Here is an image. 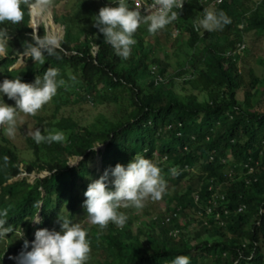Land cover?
I'll use <instances>...</instances> for the list:
<instances>
[{"label": "trees", "instance_id": "1", "mask_svg": "<svg viewBox=\"0 0 264 264\" xmlns=\"http://www.w3.org/2000/svg\"><path fill=\"white\" fill-rule=\"evenodd\" d=\"M254 6L255 11L249 0H222L216 11L225 12L232 20L217 31L224 33L222 42L217 39V32L200 34L194 29L198 3L192 1L181 14L179 33L187 37L193 51L188 63L190 75L184 80L190 93L178 91L169 80L156 83L155 78L147 77V54L134 51L128 61L115 55L93 27L92 19L104 7L95 0H81L75 13L67 12L54 19L65 32L59 59L48 57L44 65L34 63L27 69L10 70L33 31L27 11L19 24H0V30L10 36L6 55L0 57V81L21 76L22 82L33 83L47 68L55 67L60 71L58 78L65 81L58 91L66 93L67 101L72 95L66 87L74 83L84 93L83 102L118 104L126 110L115 124L104 119L89 124L63 117L48 125L49 129L66 133V141L29 143L33 159L27 163L2 139L0 209L8 210V223L19 226L29 242L34 240L38 228L51 229L55 222L59 228L58 215L80 224L87 217L82 203L88 184L105 169L117 163L127 165L135 154H141L158 162L166 190L170 184L176 189L189 176L188 170L199 167L201 189L191 197L173 196L170 214L178 213L182 218L191 210L202 222L192 240L187 226L182 227L179 221L166 223V215L147 222L150 232L134 233L132 218L123 228L111 224L103 229L90 228L87 264H170L178 255L190 257V264H264V110L255 111L259 97L264 96V81L260 82L250 71L245 84L237 56H227L246 36L264 37V0ZM39 34H46L45 30L41 28ZM134 38L138 47L143 45L138 34ZM93 48H97L95 56ZM73 75L76 81L70 79ZM158 76L162 77L163 71ZM240 91H244L242 103L237 100ZM97 143L104 147L99 153L88 149ZM97 154L102 162L100 169L96 165ZM77 156H82V160L67 166ZM173 167L178 175L170 172ZM22 174L26 177L20 178ZM30 176L34 177L33 183L28 181ZM224 183L230 184L223 186ZM166 193L165 200L170 196ZM214 195L224 196L223 205L217 208L222 227L204 215L207 201ZM195 196L199 198L198 205ZM36 201L42 202L40 224L28 220ZM198 211L203 218L197 216ZM174 230L179 232L178 239L171 234ZM14 235L8 234L4 245L6 261L23 250V240Z\"/></svg>", "mask_w": 264, "mask_h": 264}, {"label": "clouds", "instance_id": "2", "mask_svg": "<svg viewBox=\"0 0 264 264\" xmlns=\"http://www.w3.org/2000/svg\"><path fill=\"white\" fill-rule=\"evenodd\" d=\"M192 1L107 0V4L104 7L101 5L98 14L92 19L93 27L98 30L99 34H102L103 42L111 46L115 55L126 60L132 51L139 52L144 47L147 31L152 35L163 33L167 37L180 35L181 14L189 8ZM198 1L196 10L198 14L194 22L196 31L201 29L209 32L219 31L232 23L231 18L225 12L216 11L222 4V0ZM46 4L47 0H0V24L5 22L13 25L19 24L25 17V11L30 15L31 22V15L35 14L38 7H44ZM60 4H63V1ZM53 23L57 26L60 25L55 21ZM62 28L64 30L63 26ZM242 28L243 25L239 26L240 30ZM32 29L29 41L26 42L18 59L19 62L31 59L35 64L44 65L48 57L59 59L58 50H61V37L51 33L40 35L38 26H33ZM43 29L45 28L43 27ZM134 34L141 37L142 46L138 47V41L134 38ZM9 38L6 30H0V52L4 50L3 45ZM96 51L97 48H93V56ZM149 73L151 78L156 79V83L164 82L162 77L158 76L159 72L155 66L150 68ZM58 77H60L59 69L49 67L43 76H37L33 83L22 82L21 76L12 79L5 78L0 81V129L7 135L4 136L0 133V145H2L1 140L5 139L11 147L8 136L13 137L16 133L18 112L34 116L57 95L58 88L65 84V81ZM70 79L76 81V76L73 75ZM5 96L8 100L14 101V106L5 102ZM38 127L42 128L43 126L39 125ZM46 128L48 130L37 128L29 133L36 144L63 143L65 141L66 137L63 131L49 129L48 126ZM102 144L97 143L88 149L96 151ZM11 149L16 151L13 147ZM99 151L96 152L99 153ZM98 158V164H100V157ZM80 160H82V156H77L75 162L67 166H75ZM4 161L7 163V157L4 158ZM170 172L173 175L179 174L175 167L171 168ZM161 173L162 169L157 161L141 154H135L127 165L117 163L114 167L105 169L98 179L92 180L88 184L87 190L84 192L86 199L83 201L82 207L86 210L87 217L83 218L80 224L74 223L69 217L58 215L57 222L60 230L58 227H54L52 230L38 228L34 233V240L31 242L25 238V233L19 226L16 228L8 223V210L0 209V241H6L10 233H15L17 239L23 240V250L19 255L10 256L6 261V257H4L6 250L0 259V264L2 261L3 264H87L91 251L87 230L94 229V227L103 229L108 224L123 228L128 216L121 209L140 210L145 207L146 201L160 200L167 194L166 181ZM41 205L40 201L34 203V212L28 218L30 222L34 224L43 222L39 216ZM173 214L166 215L165 220L169 216L172 217ZM130 218L133 219V216ZM156 219L157 217H153L151 221L155 222ZM86 221L91 224L89 228L84 226ZM142 221V217H139L138 225ZM177 221L181 222L179 215L177 220H171L172 223ZM174 232L176 230L171 233L172 236ZM29 247L30 250H28ZM170 264H190V257L178 255L170 261Z\"/></svg>", "mask_w": 264, "mask_h": 264}, {"label": "rangeland", "instance_id": "3", "mask_svg": "<svg viewBox=\"0 0 264 264\" xmlns=\"http://www.w3.org/2000/svg\"><path fill=\"white\" fill-rule=\"evenodd\" d=\"M63 1V5L60 6L61 2ZM195 3L199 2L198 0H193ZM242 1V0H241ZM260 0H249L250 6L253 8V11H255V6ZM81 0H47L46 6L43 7V10L39 12V17L41 19H45L47 16H50L51 22H54V18H60L63 14L66 15L67 12L72 15L76 12V6L79 4ZM95 3L99 6L103 5L105 6L107 4V0H95ZM115 6V5H110ZM38 7L36 10H39ZM74 10V11H73ZM32 16V15H31ZM41 20L36 18L34 16L33 22H30V28L32 29L33 26H38L39 22ZM55 25V24H54ZM57 26V25H55ZM45 28V33H51L53 32L51 30H48V24L41 22L38 27V33L41 28ZM58 33L56 35H59L61 37V40L64 36V30L62 26H57ZM33 30V29H32ZM200 34L203 32H209L204 31L201 29ZM213 33H216L217 31H211ZM146 43L144 47L139 51L142 54H147L148 61H147V77L151 78V75L149 73L150 68L155 66L159 71H163V80H169L171 83H175L176 89L178 91H181L182 93L187 92L190 93V87L186 86L184 84V80L188 78L187 74L189 73V59L191 55L193 54L192 48L188 45V39L185 35H177L176 37H167V35H164L163 33H157L155 35H152L150 33H146ZM217 39L222 42L225 40L224 33L217 32ZM216 39V40H217ZM7 43V42H6ZM6 43L3 45V51L0 52V57L4 58L6 55L5 49L7 48ZM245 46L244 51L241 53H237L236 62L239 65L240 70L242 71L243 75L246 78L245 84H247L248 76L247 74L250 71H253L255 73V76L257 79L262 82L264 81V37L257 38L253 35H248L244 38V42L241 43ZM237 46V45H236ZM133 47V46H132ZM133 52H131V55L128 59H122V61H128L130 58L133 57ZM94 55V53H92ZM235 59V58H234ZM261 60L263 62L262 64L258 61ZM29 63V64H28ZM15 62V64L11 67L10 70H19L20 68L27 69L30 65L34 64V61L31 62ZM1 80V78H0ZM184 84V85H183ZM183 90V91H182ZM67 93L72 95V98H70L68 101V96L66 93H61L57 90V95L53 97L51 102L43 106L36 115H29L25 114L23 112H18L17 114V130L13 137H9V142L11 144V147L16 149V153L19 156L20 160L27 163L33 159L32 154L33 152L28 147L29 143H34L29 133L31 131H34L37 128L40 129H46V126L55 123L56 121H59L63 117L72 118L81 120L84 122H87L89 124L95 123L98 119H104L110 123H117L119 122L123 116L125 115L126 110L119 106L118 104H107V103H99V102H83L82 96H84V93L79 89L78 85H75L74 83H71L67 85L66 87ZM263 97H259V103L255 105V111L261 112L264 110V104H263ZM237 100L242 103L244 101V91H240L237 93ZM5 102L9 105L14 106V101H10L5 96ZM59 109L58 112H56V109ZM55 113H58L54 116ZM42 119L43 122H41L39 119ZM39 125H42L43 127H38ZM56 131V130H53ZM0 133L4 136H7L6 133L0 129ZM65 134V137L67 139V134ZM65 139V141H66ZM104 147H100L96 150L97 152L99 150H103ZM98 155H96V162H97V168L100 166L98 164ZM165 165V164H164ZM163 167H166L164 166ZM189 173V176L184 179L183 181H180L178 187L175 189L170 184V187L166 190L168 194L170 195L166 200L164 199V196L157 201H146L145 207L143 209L137 210L134 208L129 209H121V211L125 212L128 216V219L133 216V232L135 233L137 230H143L144 232H150L152 228L150 227V223H147L151 221L153 217H163L165 215H168L173 210V204L171 203V199L173 196L180 194H187L189 197L192 196V194L198 192L201 189V183L197 179V176L200 174V169L198 166L195 168H192L187 171ZM22 177H26V175L22 174ZM229 177V176H227ZM232 180V178H231ZM29 183H33L34 177L30 176L28 177ZM225 184V185H229ZM217 212H214L216 214ZM139 217H142V223L138 225V219ZM212 220H215V215L212 217H209ZM182 227L187 226L188 227V236L189 239L192 240V235L195 233V231L198 230L199 226L198 223L202 222L196 217V214H194L193 211H188L184 216L181 218ZM56 223V222H55ZM55 223L51 225V230L54 229ZM89 225H91L88 221L85 222L84 226L89 228ZM60 230V228H58ZM17 237L16 235H14ZM178 236H176L177 238ZM18 238V237H17ZM178 239V238H177ZM203 239H207V236H204ZM11 240H9L10 242ZM15 240L12 239V242ZM17 241V240H16ZM6 241H0V254L1 257H3L4 252L6 251L5 245ZM5 249V250H4Z\"/></svg>", "mask_w": 264, "mask_h": 264}, {"label": "built area", "instance_id": "4", "mask_svg": "<svg viewBox=\"0 0 264 264\" xmlns=\"http://www.w3.org/2000/svg\"><path fill=\"white\" fill-rule=\"evenodd\" d=\"M244 49H245V46L242 44H239V45H237L236 49L233 52H230L228 54V56L229 57H235V55H237V53H241L242 51H244ZM194 201H195V204L198 205V202H199L198 196H195ZM223 201H224L223 195H219V196L214 195L213 197L210 198V200L207 201V206L204 209L205 210L204 215L208 219H210L209 217H212L213 215H215V221L217 222L218 226H220V227L223 226V223L221 221V213H220V211L217 210V208L219 206L223 205ZM242 209L243 208L239 209L238 212H241ZM214 212H217V213L214 214ZM226 214H227V212L225 211L224 215H226ZM197 216L199 218H203V214L200 211L197 212ZM172 219H174V220L178 219L177 213L173 214L172 217L167 218L166 223L170 222ZM204 223L207 224L206 221H204ZM173 234H174L173 236L176 237L178 235V231L174 232Z\"/></svg>", "mask_w": 264, "mask_h": 264}, {"label": "bare ground", "instance_id": "5", "mask_svg": "<svg viewBox=\"0 0 264 264\" xmlns=\"http://www.w3.org/2000/svg\"><path fill=\"white\" fill-rule=\"evenodd\" d=\"M39 8H40V9H39V10H36L35 14L32 15V21H31V22H33V18H34V16H35L36 18H38V19L41 20V21L39 22V24H38V27H39V25H40L41 22L46 23V24H48V30H51V31L53 32V34H57V33H58L57 26H55L54 23L51 22L50 16H47L45 19H41V18L39 17V12H40L41 10H43V7H39Z\"/></svg>", "mask_w": 264, "mask_h": 264}, {"label": "water", "instance_id": "6", "mask_svg": "<svg viewBox=\"0 0 264 264\" xmlns=\"http://www.w3.org/2000/svg\"><path fill=\"white\" fill-rule=\"evenodd\" d=\"M102 162H100V164H101Z\"/></svg>", "mask_w": 264, "mask_h": 264}]
</instances>
